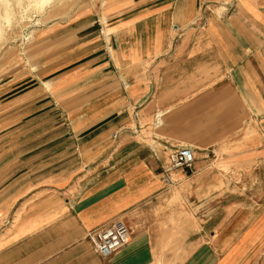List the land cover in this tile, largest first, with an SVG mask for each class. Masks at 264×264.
Returning <instances> with one entry per match:
<instances>
[{"label":"crops","instance_id":"1","mask_svg":"<svg viewBox=\"0 0 264 264\" xmlns=\"http://www.w3.org/2000/svg\"><path fill=\"white\" fill-rule=\"evenodd\" d=\"M97 14L0 74V264H264V205L223 191L264 186V0ZM179 147L195 161L173 179ZM115 222L130 241L104 260L87 235Z\"/></svg>","mask_w":264,"mask_h":264},{"label":"rangeland","instance_id":"2","mask_svg":"<svg viewBox=\"0 0 264 264\" xmlns=\"http://www.w3.org/2000/svg\"><path fill=\"white\" fill-rule=\"evenodd\" d=\"M7 1H8L7 2L8 6L10 7L8 8L10 9L14 18L12 19V22L10 24L4 21L3 25L5 28L2 27V31L0 32V35H1L0 36V74H3L5 78L8 75H10L15 69L22 67L25 63L24 62L25 58H27L28 60V56H29L28 54L30 51V47L32 48L33 46H35V43H36L35 38H36V35H38L40 31H42L46 27H49L57 23L66 24L72 19V17H77L82 11L88 12V13L97 12L98 13L97 15H99V13H102V16H103V10L105 9V5L108 2V0H62V1L56 0L57 3L55 1L54 2L55 5L53 4L52 5L53 7L50 6L42 14L33 13L32 15L29 16L28 19H26V16L21 15L22 10L25 9L24 8L25 5H23V7L21 5L19 6L16 0H7ZM0 6L2 7V9L4 8V6H2L1 4ZM18 12H20L19 13L20 16L18 15ZM224 171L228 172V170L226 169H224ZM182 172L183 173L185 172V174H188L186 171L176 170L172 172V178L178 179L176 175ZM174 183H175L174 181L170 180V182L168 183L170 185L169 189L173 190ZM237 188H234L232 186H225L223 187V191L226 195H228L229 193H232L235 195H237L236 193H239V192L242 193L243 194L242 197L245 199V201L244 202L241 201L242 203L241 205H244L245 208L247 206H254V203L249 201L250 199L259 200L255 202L256 208H258V205L259 207L261 205H264V194H263L264 186L263 187H259L258 185L257 186H241ZM223 203L229 204V202H223ZM193 204L194 203H192V205ZM174 205H175V208L182 207V203H180L178 200H175ZM198 222H200V219H197L196 217L192 218V224L195 225V228L191 229V231L193 230L196 231L198 229ZM179 235L175 234L171 236L174 241L173 244L175 248H177L179 245L184 243V239H183L184 236L183 235L179 236ZM185 239H186V236H185ZM177 252L178 250L175 249L173 253L176 255Z\"/></svg>","mask_w":264,"mask_h":264},{"label":"built area","instance_id":"3","mask_svg":"<svg viewBox=\"0 0 264 264\" xmlns=\"http://www.w3.org/2000/svg\"><path fill=\"white\" fill-rule=\"evenodd\" d=\"M194 161L195 156L192 149L188 147L173 149L167 156L164 172L168 175L176 170L190 172ZM130 237V229L121 222L96 229L87 235L93 250L104 260L124 248L129 243Z\"/></svg>","mask_w":264,"mask_h":264},{"label":"bare ground","instance_id":"4","mask_svg":"<svg viewBox=\"0 0 264 264\" xmlns=\"http://www.w3.org/2000/svg\"><path fill=\"white\" fill-rule=\"evenodd\" d=\"M17 4L23 7L24 6V10H22V16H26V19L29 18L30 15H32L33 13H37V14H42L43 12H45L50 6L53 7L52 5L54 4V2L56 0H16ZM29 1V2H28ZM58 1V0H57ZM56 1V3H57ZM62 1V0H61ZM60 1V2H61ZM8 1L7 0H0V4L2 6H4V8L2 9V7L0 8V32L2 31V27H4L3 22L6 21L8 24H10L12 22V19L14 18L11 11H10V7L8 6ZM59 2V3H60ZM16 4V2H15ZM10 5V4H9ZM55 5V4H54ZM58 5V4H56ZM18 6V8H19ZM9 7V8H8ZM21 8V7H20ZM17 9V8H16ZM31 9V10H29ZM12 10V9H11ZM13 12V11H12ZM14 13V12H13ZM20 12H18L19 15ZM15 16V15H14ZM20 16V15H19ZM16 17V16H15ZM33 17V16H32ZM19 18V17H18ZM22 18V17H21ZM16 19V18H15ZM14 19V20H15ZM8 27V25H7ZM5 28V27H4ZM1 36V35H0ZM7 36V34H6ZM7 42V41H6ZM5 44V43H4ZM6 45V44H5Z\"/></svg>","mask_w":264,"mask_h":264}]
</instances>
